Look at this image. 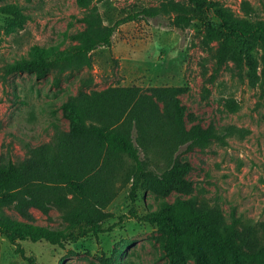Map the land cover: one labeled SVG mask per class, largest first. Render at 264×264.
Instances as JSON below:
<instances>
[{
  "label": "rangeland",
  "instance_id": "374dc122",
  "mask_svg": "<svg viewBox=\"0 0 264 264\" xmlns=\"http://www.w3.org/2000/svg\"><path fill=\"white\" fill-rule=\"evenodd\" d=\"M238 21L264 23V0H214ZM191 8L189 0H0V7L16 4L25 18L22 26L10 25L0 14V161L7 153L15 161L27 159L30 149L52 140L55 125L67 130L69 121L62 104L82 92L135 86L151 95L160 88L177 90L175 98L185 107L188 128L213 126L227 135L226 143L177 153L190 163V188L161 195L140 190L135 202L130 184L123 187L106 208L103 227L108 231L89 235L65 247L46 242L9 241L0 235V264H168V232L139 220L148 211H159L164 202L196 198L218 207L231 225L250 221L258 249L264 244V38L251 51L257 65L253 75L248 61L239 63L233 42L211 22L187 26L173 23L174 12L154 18L140 17L117 29L109 47L91 54L92 68L46 79L32 73L4 76L3 65L27 57L31 47L56 46L64 50L78 41L73 36L87 28L85 18L112 26L127 16L162 4ZM248 3L254 14L243 6ZM31 219L13 206L0 205V219L31 222L51 229L68 225L56 210L49 216L29 208ZM110 228V230H109ZM181 264H197L185 250ZM241 264H258L244 257Z\"/></svg>",
  "mask_w": 264,
  "mask_h": 264
},
{
  "label": "trees",
  "instance_id": "16d2710c",
  "mask_svg": "<svg viewBox=\"0 0 264 264\" xmlns=\"http://www.w3.org/2000/svg\"><path fill=\"white\" fill-rule=\"evenodd\" d=\"M189 1L191 8L165 3L112 26L85 18L87 28L73 36L77 44L64 50L35 45L27 57L3 65L4 76L32 73L37 79H46L56 69L58 83L59 77L68 72L91 69V54L111 46L122 24L170 12L176 13L173 23L179 26L193 21L216 24L220 35L232 40L235 59L239 63L247 60L255 76L257 65L250 53L263 41L264 23L238 21L214 0ZM243 8L249 16L254 14L248 3ZM0 14L9 19L10 25L22 26L25 18L16 4L1 6ZM176 93L174 88L155 90L164 102L162 108L153 96L135 86L82 92L63 103L61 108L69 121L67 130L55 125L52 140L31 148L27 159L15 161L10 153L1 159L0 205L13 206L26 219H31L29 208L39 209L49 218L54 209L68 225L51 229L2 218L0 235L12 243L29 240L63 248L67 243L107 232L103 227L108 217L105 210L129 184L132 202L143 189L161 195L187 191L191 165L182 161L179 150L185 146L190 152L214 142L224 144L232 129L222 134L213 126L188 128L185 107L175 98ZM131 212L139 220L166 229L168 264H181L185 250L197 264H241L244 257L264 264V244L254 249L255 227L250 221L243 223L242 229L237 220L230 225L218 207L196 198L164 202L161 210L142 216H137L134 209ZM261 225L264 227V223Z\"/></svg>",
  "mask_w": 264,
  "mask_h": 264
}]
</instances>
